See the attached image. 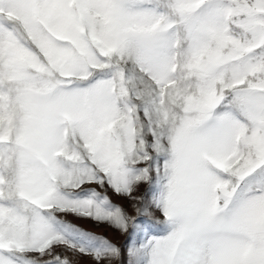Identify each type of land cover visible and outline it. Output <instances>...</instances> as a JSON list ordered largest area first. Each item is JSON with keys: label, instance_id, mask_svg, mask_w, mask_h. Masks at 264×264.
Wrapping results in <instances>:
<instances>
[{"label": "snow or ice", "instance_id": "6c2138e0", "mask_svg": "<svg viewBox=\"0 0 264 264\" xmlns=\"http://www.w3.org/2000/svg\"><path fill=\"white\" fill-rule=\"evenodd\" d=\"M80 257L264 264V0H0V264Z\"/></svg>", "mask_w": 264, "mask_h": 264}, {"label": "rangeland", "instance_id": "374dc122", "mask_svg": "<svg viewBox=\"0 0 264 264\" xmlns=\"http://www.w3.org/2000/svg\"><path fill=\"white\" fill-rule=\"evenodd\" d=\"M143 189H141L142 191ZM139 193H137L138 195ZM109 195L112 196V199L115 203L118 204H122L130 214H135L131 208L130 202L122 197H116L115 195H113L112 193H109ZM156 215L159 217L160 214L156 213ZM69 219H72L71 217H69ZM82 227H85L88 230H91L93 232H95L96 234L99 235H103L105 237H107L108 239L112 240L114 243L120 245V246H124L125 241H126V234H121L118 230L109 227L106 224H101L99 226H97L96 224H94L91 221L88 222H80ZM80 264H92V262L90 261V259L88 257H80ZM125 264H127V257H125Z\"/></svg>", "mask_w": 264, "mask_h": 264}]
</instances>
